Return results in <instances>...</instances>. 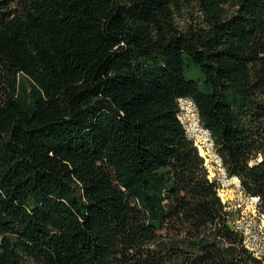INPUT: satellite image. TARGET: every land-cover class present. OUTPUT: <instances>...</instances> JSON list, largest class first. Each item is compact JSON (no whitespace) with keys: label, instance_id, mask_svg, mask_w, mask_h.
Segmentation results:
<instances>
[{"label":"trees","instance_id":"16d2710c","mask_svg":"<svg viewBox=\"0 0 264 264\" xmlns=\"http://www.w3.org/2000/svg\"><path fill=\"white\" fill-rule=\"evenodd\" d=\"M181 99L264 216V0H0V264H264Z\"/></svg>","mask_w":264,"mask_h":264},{"label":"rangeland","instance_id":"374dc122","mask_svg":"<svg viewBox=\"0 0 264 264\" xmlns=\"http://www.w3.org/2000/svg\"><path fill=\"white\" fill-rule=\"evenodd\" d=\"M190 13L195 15V9L189 6L181 7L180 16L177 17L178 23L184 25L189 22L187 18ZM186 76L188 79H195L198 75L187 73ZM178 103L180 107L178 118L187 136L203 157L209 178L218 186V195L230 213L229 223L243 232L249 250L256 256L264 255V216L258 215L255 201L243 194L239 181L235 177H228L224 172L210 134L199 122L195 105L184 99L179 100Z\"/></svg>","mask_w":264,"mask_h":264},{"label":"water","instance_id":"95a60500","mask_svg":"<svg viewBox=\"0 0 264 264\" xmlns=\"http://www.w3.org/2000/svg\"><path fill=\"white\" fill-rule=\"evenodd\" d=\"M253 200H254V201H256V199H255V198H254ZM228 226H229L230 228L232 227L230 223H228Z\"/></svg>","mask_w":264,"mask_h":264},{"label":"bare ground","instance_id":"6f19581e","mask_svg":"<svg viewBox=\"0 0 264 264\" xmlns=\"http://www.w3.org/2000/svg\"><path fill=\"white\" fill-rule=\"evenodd\" d=\"M202 153V152H201ZM254 199V198H253Z\"/></svg>","mask_w":264,"mask_h":264}]
</instances>
